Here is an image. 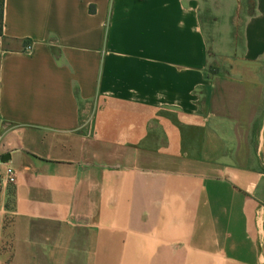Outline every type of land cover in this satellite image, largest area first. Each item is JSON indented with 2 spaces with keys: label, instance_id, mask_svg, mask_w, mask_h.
Listing matches in <instances>:
<instances>
[{
  "label": "crops",
  "instance_id": "obj_1",
  "mask_svg": "<svg viewBox=\"0 0 264 264\" xmlns=\"http://www.w3.org/2000/svg\"><path fill=\"white\" fill-rule=\"evenodd\" d=\"M0 264H264V0H5Z\"/></svg>",
  "mask_w": 264,
  "mask_h": 264
},
{
  "label": "built area",
  "instance_id": "obj_2",
  "mask_svg": "<svg viewBox=\"0 0 264 264\" xmlns=\"http://www.w3.org/2000/svg\"><path fill=\"white\" fill-rule=\"evenodd\" d=\"M31 48H32V44L27 47L28 50ZM4 179L7 183H11V184H15L17 182V172L12 166H9L6 169Z\"/></svg>",
  "mask_w": 264,
  "mask_h": 264
},
{
  "label": "trees",
  "instance_id": "obj_3",
  "mask_svg": "<svg viewBox=\"0 0 264 264\" xmlns=\"http://www.w3.org/2000/svg\"><path fill=\"white\" fill-rule=\"evenodd\" d=\"M4 4H5V0H0V36L3 35V26H4Z\"/></svg>",
  "mask_w": 264,
  "mask_h": 264
},
{
  "label": "water",
  "instance_id": "obj_4",
  "mask_svg": "<svg viewBox=\"0 0 264 264\" xmlns=\"http://www.w3.org/2000/svg\"><path fill=\"white\" fill-rule=\"evenodd\" d=\"M9 159H10V156H9V155H4V156L1 158V161H2V162H7V161H9Z\"/></svg>",
  "mask_w": 264,
  "mask_h": 264
},
{
  "label": "rangeland",
  "instance_id": "obj_5",
  "mask_svg": "<svg viewBox=\"0 0 264 264\" xmlns=\"http://www.w3.org/2000/svg\"><path fill=\"white\" fill-rule=\"evenodd\" d=\"M30 44H28V46H29Z\"/></svg>",
  "mask_w": 264,
  "mask_h": 264
}]
</instances>
